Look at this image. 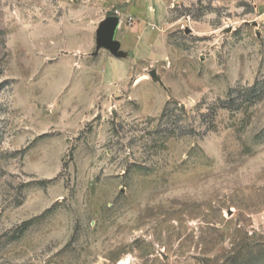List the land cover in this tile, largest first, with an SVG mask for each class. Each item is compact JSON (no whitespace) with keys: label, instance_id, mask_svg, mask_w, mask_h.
Here are the masks:
<instances>
[{"label":"rangeland","instance_id":"rangeland-1","mask_svg":"<svg viewBox=\"0 0 264 264\" xmlns=\"http://www.w3.org/2000/svg\"><path fill=\"white\" fill-rule=\"evenodd\" d=\"M0 264H264V0H0Z\"/></svg>","mask_w":264,"mask_h":264},{"label":"water","instance_id":"water-1","mask_svg":"<svg viewBox=\"0 0 264 264\" xmlns=\"http://www.w3.org/2000/svg\"><path fill=\"white\" fill-rule=\"evenodd\" d=\"M120 22L118 15H109L100 22L96 31L97 47L94 54H97L101 48H105L115 57L127 56V53L122 50L121 41L115 37ZM150 75L156 77V70H151Z\"/></svg>","mask_w":264,"mask_h":264},{"label":"crops","instance_id":"crops-1","mask_svg":"<svg viewBox=\"0 0 264 264\" xmlns=\"http://www.w3.org/2000/svg\"><path fill=\"white\" fill-rule=\"evenodd\" d=\"M105 50H107V49H105ZM109 52H110V51H109ZM126 57H127V56H126ZM129 70H130V69H129L128 66H127L126 69L123 70L122 73H120L119 77H120V78L123 77V79H127V77L129 76V73H130Z\"/></svg>","mask_w":264,"mask_h":264},{"label":"built area","instance_id":"built-area-1","mask_svg":"<svg viewBox=\"0 0 264 264\" xmlns=\"http://www.w3.org/2000/svg\"><path fill=\"white\" fill-rule=\"evenodd\" d=\"M129 22L131 23L132 21H134V17L132 15L128 16Z\"/></svg>","mask_w":264,"mask_h":264},{"label":"bare ground","instance_id":"bare-ground-1","mask_svg":"<svg viewBox=\"0 0 264 264\" xmlns=\"http://www.w3.org/2000/svg\"><path fill=\"white\" fill-rule=\"evenodd\" d=\"M144 78H147L146 75H142V76H140V77L137 79V81H140V80H142V79H144Z\"/></svg>","mask_w":264,"mask_h":264}]
</instances>
